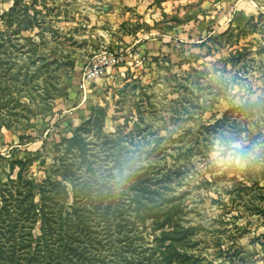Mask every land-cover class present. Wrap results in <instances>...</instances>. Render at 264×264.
<instances>
[{"label":"rangeland","instance_id":"obj_1","mask_svg":"<svg viewBox=\"0 0 264 264\" xmlns=\"http://www.w3.org/2000/svg\"><path fill=\"white\" fill-rule=\"evenodd\" d=\"M50 189L52 264H264V0H0V264Z\"/></svg>","mask_w":264,"mask_h":264},{"label":"trees","instance_id":"obj_2","mask_svg":"<svg viewBox=\"0 0 264 264\" xmlns=\"http://www.w3.org/2000/svg\"><path fill=\"white\" fill-rule=\"evenodd\" d=\"M17 184H18L17 186H19V190L17 191V193L19 195L25 194L26 198H30V202L27 204L26 207L24 206V204L21 205V203H19L20 206H23V208H22L20 213H22L21 215H23V214L25 215L24 220L26 222H28L29 219L32 218L34 220L33 223H35L36 219H37V218L34 217V216L37 215L36 214V210H35L36 206L33 205L32 200L35 197L34 192H35L36 187H34V184H33L32 181L30 182V181H27V180L21 179V178H20V181H18ZM40 187L41 186H39L38 189ZM52 192H53V189H52V191H51V189L50 190H46L41 195V201H42L41 205H42V213H43V217H42L43 218V220H42L43 229L46 226L47 227L46 229H47L48 232L44 231L45 236L46 237L51 236V232L53 231L52 224H57V222H59V220H60L59 228L61 230L56 234V239H54V238L46 239L47 243L51 246V247L47 246V248L45 250L46 251L45 252V256L48 258L47 262H45L46 264H52L53 263V262H49V261L52 259V255H53L52 248L57 243H61L60 244V246H61L60 247V254H59L60 256H64L66 251L71 252V250L68 248L69 246H68V243L66 242V240H65V244H62V242L64 241L62 236H64V235L66 236V232H67V229L65 228L66 226L64 224L66 221L62 220L63 217L57 216L56 211H54V209L52 207V201L55 199V196L53 198H51V194H53ZM65 195H67V193H64V196ZM73 195H75L76 202H79V203L82 202L83 198L78 197L77 194L74 193V189H73ZM25 197H23V203H25V199H26ZM48 200H50V201L48 203H46ZM26 201H27V199H26ZM85 202H87V200ZM46 207L48 209L47 212L43 211ZM8 213L10 214V209H8ZM12 213L14 214V211H12ZM77 217H79V218H77L78 224H79V223H81L83 221V217H82V215H78ZM8 227H9V224H7V228ZM2 252L3 251H0L1 259L3 257L1 255ZM38 258H39V256H35V257L32 258V260L33 261H38ZM40 260L42 261V258ZM28 261H31L29 257H28ZM87 261L92 262L90 259H87ZM55 264H57V263H55ZM81 264H84V263L82 262ZM90 264H94V263H90Z\"/></svg>","mask_w":264,"mask_h":264},{"label":"clouds","instance_id":"obj_3","mask_svg":"<svg viewBox=\"0 0 264 264\" xmlns=\"http://www.w3.org/2000/svg\"><path fill=\"white\" fill-rule=\"evenodd\" d=\"M232 147L235 148H239L240 144L234 143L232 145ZM260 151V146H254V152L253 153H249V155H253L255 152H259ZM211 158L218 164V165H227V164H232V163H236L238 166H246V162L239 159L237 154L235 152H233L231 154V156L227 155L225 153L224 150V146L221 142H217V146L215 147V150L211 153Z\"/></svg>","mask_w":264,"mask_h":264}]
</instances>
